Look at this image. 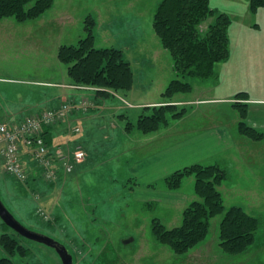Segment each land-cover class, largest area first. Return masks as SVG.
<instances>
[{"label": "rangeland", "instance_id": "374dc122", "mask_svg": "<svg viewBox=\"0 0 264 264\" xmlns=\"http://www.w3.org/2000/svg\"><path fill=\"white\" fill-rule=\"evenodd\" d=\"M161 1L56 0L53 8L37 20L26 23H18L13 19L3 20L0 22V96L6 99L17 98L21 103L44 101L47 95L55 90L51 87H39L35 85V81L62 82V70L66 72V80H69L66 66L57 60L56 55L54 57V52L56 53L58 45H76L80 39L85 38L84 22L86 17L92 16L96 22L101 21L103 26L108 25L113 30L111 32L114 37H99L96 47H115L120 50L128 48L130 51L125 50L128 51V58L133 51L132 59L136 61L138 80L141 75L142 81L155 90L152 98L157 97L158 101L162 100L163 103V97L159 93L176 79V75L174 70L169 68L173 64L170 54L161 47L153 30L154 14ZM210 2L217 14L226 13L232 20L231 46H235L237 41L247 39L246 52L240 59L245 60L249 53L258 52L260 47V52H264V8L252 13L250 0ZM212 21L214 18L209 22ZM259 26L260 33H254L248 28L258 29ZM206 28V25L202 27V31L205 32ZM259 40L261 43L258 46ZM241 46L242 43L234 52L239 54ZM250 59L251 68L254 67V62L260 64L258 56ZM221 68L223 64L217 67L218 79L197 80V84H202L197 90L205 92L203 84L209 86L217 82ZM242 68L244 67L241 66L240 69ZM190 81L193 84L192 91L176 97V104L180 107L190 105V99L196 98V95H192L194 81ZM234 84L231 90L232 103L243 104L246 97L240 98L238 94L246 91L236 90L242 88V84L237 81ZM139 86L138 83V95L129 99L133 105L141 102L137 100L142 94ZM87 87L96 89L93 86ZM91 91L89 93H95ZM111 93L116 94L113 91ZM194 107L199 108V111L191 120L178 124L171 119L170 129L161 131L166 132L165 138L152 144L141 140L140 138H144L143 134L137 129L132 130V135L126 132V124H136L139 115L146 108L126 109L121 114L127 117L126 119H113L117 125L121 124L118 125L122 128L120 133L110 130V127H113L112 119L107 116L100 117L98 124L93 125L96 130L88 135L91 143L99 139L95 148L89 150V159L83 165H75L73 173L56 182H48L40 176L34 181L31 177L26 184L19 182L5 173L0 159L1 198L27 228L66 246L74 258V264H198L194 256L191 259L186 257L193 249L184 255H177L169 247L158 244L152 235L153 219L158 218L168 228H174L180 225L182 212L187 206L182 208L166 203L167 198L163 192L168 189L165 178H159L158 172L155 171L151 175L154 179L150 175L148 178L135 173L147 158L149 161L156 158L162 145L173 146L177 143L185 128H192L195 121L211 119L216 111L228 113L235 109L231 104ZM15 119L7 118L9 122H14ZM105 126L111 131L108 137H105V133L109 131H102ZM172 155L173 153L169 156ZM27 166L30 170L34 168L31 162H28ZM143 169L145 170L146 166ZM34 182L38 183L34 186ZM178 192L194 195V179L186 178ZM231 199L228 196L227 201L224 199L227 208L231 207ZM247 202L251 205L250 213L259 217L262 222L258 241L255 239L248 251L237 256L227 255L220 249L221 253L229 258L225 261L218 259L215 263L208 262L209 264H264V203L261 210H257L258 207L253 202L249 199ZM220 221L221 217L215 218L210 229V233H216L217 230V243ZM4 233L13 235L26 250L23 254L18 252L11 257L14 264H63L55 249L22 238L6 228L0 219V238ZM124 238H134L135 241L125 245ZM215 252L213 247L212 254ZM0 256H8L1 244ZM202 256L207 257L204 253Z\"/></svg>", "mask_w": 264, "mask_h": 264}, {"label": "trees", "instance_id": "16d2710c", "mask_svg": "<svg viewBox=\"0 0 264 264\" xmlns=\"http://www.w3.org/2000/svg\"><path fill=\"white\" fill-rule=\"evenodd\" d=\"M55 1L0 0V21L13 19L26 23L37 20L53 8ZM262 8L264 0H250L252 13ZM213 18L214 21L209 22ZM84 25L85 38L76 45H63L58 50V60L66 66L72 83L96 87L95 93L105 98L110 97L112 91L122 94L130 92L134 87V72L123 51L115 47H96V20L92 16L86 17ZM205 25L207 28L204 32L202 27ZM231 25V18L226 13L217 14L210 0L160 2L153 18V30L163 49L172 58L176 79L162 94L163 103L146 107L136 124H126L127 132L137 129L144 135L152 134L168 127L171 119H182L187 108L177 105L176 97L192 91L190 79H218L217 67L231 58ZM238 97L249 96L245 92L239 93ZM232 106L241 117L238 133L255 142L264 141V132L245 122L246 105L235 103ZM228 176V170L220 164L201 163L186 166L166 176L167 189L174 192L182 188L186 178H193L196 198L183 210L179 226L168 228L160 219H153L154 240L177 255H184L206 240L212 221L221 217L218 247L230 256L248 251L262 228V222L241 206L227 208L221 188ZM0 244L8 255L0 256V264H14L11 257L18 252H26L25 247L8 233L1 235Z\"/></svg>", "mask_w": 264, "mask_h": 264}, {"label": "crops", "instance_id": "0c3cea01", "mask_svg": "<svg viewBox=\"0 0 264 264\" xmlns=\"http://www.w3.org/2000/svg\"><path fill=\"white\" fill-rule=\"evenodd\" d=\"M248 28L254 33H260V26L259 28L257 27L258 29ZM111 31L113 30L108 25L103 26L101 21H97L95 28L96 44L99 37L108 35L111 38H114ZM246 40L243 39L237 41L235 46H231V58L228 62L223 64L220 79L209 86L203 84L205 92L197 90L198 87H202L200 86L202 84L199 85L197 84L199 81L193 80L194 91L192 95H196V98L190 99L188 102L190 105H186L187 112L182 119L177 121L178 124L191 120V117L198 113L199 108H195V105H232L233 103L231 98L233 96V91L231 92V90L235 86L234 82L237 81L238 84H242V88H238L236 90L241 89V91H246L249 95L243 103L246 105L247 109V123L251 127L264 131V52H260V47L258 52L253 51L252 53H249L245 57V60L242 58L240 59L239 57L244 55L246 52L248 45ZM241 43V52L237 54L234 52V49L238 48ZM260 43L261 40L258 41V46ZM60 47L61 46L58 45L56 47V53L54 52V57L56 55L57 60L58 50ZM125 50L129 49L126 48ZM125 50H122L124 56L131 63L134 72V87L130 92L126 94H122L120 92L116 94L111 93L110 97L105 98L96 93L81 91L73 87L71 79L66 80V72L62 70V82L40 80L34 82L35 85L39 87H51L55 90L52 94L47 95L44 101H37L35 103L25 101L21 103L17 98L12 97L6 99V97L0 96V118L7 119L12 117L16 118L14 122H18L43 109L57 108L65 101L72 102L76 107L75 111L65 122L47 130L46 141L54 149H57L58 147H61L66 151H73L75 148L83 149L87 154V158L83 163L78 164L83 165L87 159H89L91 153L89 150L91 148H95V146L99 143V139H96L91 143L88 135L90 132L93 133L96 130L93 125L96 123L98 124V119L100 117L107 116L109 119H112L111 122L113 127H110V130H117L120 133L122 128L118 125L121 124L117 125L113 119L116 117H119L120 119L125 117L121 116V114L124 113L123 110L141 109L162 104V100L158 101L157 97L152 98L155 90L151 89L142 81L141 75H139L138 80V75L135 70L136 61L132 59V54L134 55V52L131 51L129 59L127 57L128 51ZM257 56L260 59V64L254 62V67L251 68L250 57ZM241 66L244 68L240 69ZM169 68L173 71V64ZM138 83L142 94L139 98H137V100L141 102L133 105L129 102V99H133L136 95H138V91L136 92ZM11 84L15 85L13 83ZM57 89L60 91H57ZM164 91L165 89H162L159 95L161 96ZM87 104H92L93 106L89 111L85 112L82 108ZM19 117L21 119H19ZM239 121L240 114L236 109H233L228 113L216 111L215 114L211 116V119L206 121H195V123L192 124V128H185L184 134L177 143L173 146L162 145L161 150L155 156L156 158H152L150 161L149 158H147L146 162H142L138 166L135 173L137 175L143 174V176L145 175L149 178V175H153L156 171L159 173V178H165L173 172L172 170H178L195 163H201L204 165L220 164L229 172L228 179L223 183L221 188L225 201H227V196L232 199L235 198L234 201L232 199V201L230 200V206H241L250 213L249 209H251V205L247 202L249 199L258 207L257 210H261V205L264 203V141L255 142L240 135L237 129ZM75 127H79L82 131L78 134H74L72 128ZM107 128V126L103 127L102 131H109ZM162 129L156 133L147 135L143 134L144 138L140 139L146 140L144 141L146 144H152L157 140L165 138L166 132L161 131H168V129H170V125ZM111 131L105 133V137H108ZM133 131L130 132V135H132ZM113 133L114 132H112V134ZM171 153H173L172 157L169 156ZM144 166H146L145 170L143 169ZM39 176L40 175L35 174L33 181L39 178ZM40 177L42 178V176ZM151 177L154 179L153 176ZM36 183L38 182H34V186ZM163 193V195H166L167 204L176 205L182 208L186 207L189 201L196 198L195 194L185 195L179 193L178 191L174 192L165 190ZM259 236L260 231L256 240ZM134 241V238L123 239V243L125 245ZM213 247L216 249L214 254H212ZM142 252L143 251L141 250V253ZM203 253L207 257H203ZM193 256L195 257V261L199 262L198 264H209L208 262L215 263L218 259L225 261L229 258V256L222 254L220 248L218 247L217 230L216 233L214 231L213 233H210L206 240L194 248L193 251L189 252L186 257H190L191 259Z\"/></svg>", "mask_w": 264, "mask_h": 264}, {"label": "built area", "instance_id": "2783aa9c", "mask_svg": "<svg viewBox=\"0 0 264 264\" xmlns=\"http://www.w3.org/2000/svg\"><path fill=\"white\" fill-rule=\"evenodd\" d=\"M79 89L95 90L84 86ZM74 109L73 104L64 102L57 108L44 109L16 123L0 119V157L5 172L26 182L31 172L27 167L30 161L48 182L72 173L75 165L85 160V152L81 148L73 152L61 147L54 149L47 143L46 133L65 122ZM73 131L79 133L81 130L76 127Z\"/></svg>", "mask_w": 264, "mask_h": 264}, {"label": "water", "instance_id": "95a60500", "mask_svg": "<svg viewBox=\"0 0 264 264\" xmlns=\"http://www.w3.org/2000/svg\"><path fill=\"white\" fill-rule=\"evenodd\" d=\"M0 219L2 222L10 228L13 232L21 236L22 238L46 245L57 251L63 264H74L73 256L70 254L69 250L58 242L57 240L30 230L25 225H23L14 214L7 208L4 204L0 195Z\"/></svg>", "mask_w": 264, "mask_h": 264}]
</instances>
